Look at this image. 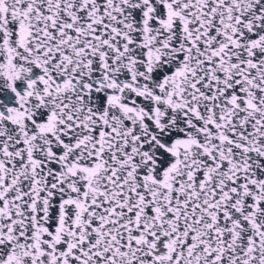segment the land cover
Returning <instances> with one entry per match:
<instances>
[{
    "label": "snow or ice",
    "instance_id": "6c2138e0",
    "mask_svg": "<svg viewBox=\"0 0 264 264\" xmlns=\"http://www.w3.org/2000/svg\"><path fill=\"white\" fill-rule=\"evenodd\" d=\"M0 264H264V0H0Z\"/></svg>",
    "mask_w": 264,
    "mask_h": 264
}]
</instances>
